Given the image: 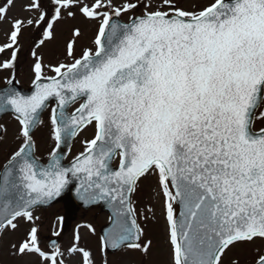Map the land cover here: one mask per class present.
Returning <instances> with one entry per match:
<instances>
[{
	"label": "snow or ice",
	"instance_id": "1",
	"mask_svg": "<svg viewBox=\"0 0 264 264\" xmlns=\"http://www.w3.org/2000/svg\"><path fill=\"white\" fill-rule=\"evenodd\" d=\"M15 4H0V24L10 25L8 42L0 45V53L11 50L0 63L4 70L15 67L25 26L42 29L40 47L55 38L54 26L65 15L79 13L96 24L78 58L75 45L83 33L73 28L66 44L72 62L50 66L55 75L44 76L42 60H35L30 95L0 88V113L14 114L21 140L0 164V238L21 220L29 224L10 254L65 264L55 241L51 252L41 248L34 209L61 196L74 178L85 204L102 201L111 210L101 250L147 256L153 242L143 239L132 196L142 179L154 177L168 264H224L238 246H252L249 264H264V0L189 7L181 0H50L51 11L28 0L22 10L38 14L28 19L9 17ZM130 12L127 22L118 19ZM53 99L55 147L45 164L35 155L33 130ZM88 126L93 137L63 166L62 144ZM6 132L0 124V140ZM74 239L79 242L78 232ZM67 252L93 264L89 250L73 245Z\"/></svg>",
	"mask_w": 264,
	"mask_h": 264
},
{
	"label": "rangeland",
	"instance_id": "2",
	"mask_svg": "<svg viewBox=\"0 0 264 264\" xmlns=\"http://www.w3.org/2000/svg\"><path fill=\"white\" fill-rule=\"evenodd\" d=\"M4 0H0L2 4ZM28 0H16L15 7L8 13L10 18H34L37 13H28L22 10V4ZM122 0H115L116 4H120ZM158 3V0H154ZM210 0H181V6L189 7L190 4L209 3ZM41 6L48 11H51L50 0H40ZM151 10V9H149ZM143 9H138L136 14H141ZM122 15V20H127L129 16ZM95 21H88L77 13L75 18H65L60 20L54 26L55 38L40 47H37V42L41 38L42 29L33 26H25L21 35L18 38L17 60L15 67L12 69H0V85L4 84L13 76L23 86L28 87L34 79L32 66L37 58L42 60L44 65V76L54 75L50 66H55L58 62L71 63L72 58L66 56V44L72 38V30L74 27H80L83 35L77 40L75 45V55L78 58L82 48L89 46L94 32ZM10 32L8 23L0 24V45L7 43V33ZM33 51L36 56H33ZM11 50H5L0 53V63L10 59ZM50 114L45 112L42 116L43 123L33 131V139L35 141L36 154L45 157L55 146V141L51 137ZM0 124L4 125L7 132L0 140V164H2L11 150L16 149L21 140L16 137L18 135L19 124L10 114H4L0 117ZM94 135V127L88 126L81 130L74 138L71 150L67 159L80 153L84 149V141L91 139ZM114 161V163H117ZM134 206L137 209V219L141 227L144 229V240H152V249L147 256H144L138 251L119 250L114 254L105 253L101 250V240L99 237V228L103 225L108 215L101 212L97 207H90L82 210L73 207L70 213L66 216V208L62 203H57L49 208H35L34 216L40 219L36 221L39 226V243L42 249L51 252L48 242L51 238H56V245L64 252L62 257L65 264H80L81 257L78 253L71 254L67 249L73 245L89 250L92 254L93 264H104L105 257L108 264H168V246L166 244L164 219L162 215V197L156 195V180L154 177L142 179L138 185L137 191L133 194ZM151 207L153 211L149 212ZM145 216L148 217L145 219ZM62 218V219H60ZM65 219L67 224L62 227V221ZM91 225V228L88 226ZM29 224L21 220L19 227L15 232L8 231L0 238V264H35V256L15 257L10 254V244L18 242L26 235V230ZM94 229V231L92 230ZM54 232H59L60 235H53ZM79 233V242L75 241L76 233ZM252 246H238L232 249L224 258V264H230L233 258H238L240 264H249L252 260Z\"/></svg>",
	"mask_w": 264,
	"mask_h": 264
},
{
	"label": "water",
	"instance_id": "3",
	"mask_svg": "<svg viewBox=\"0 0 264 264\" xmlns=\"http://www.w3.org/2000/svg\"><path fill=\"white\" fill-rule=\"evenodd\" d=\"M121 22H125V21H122L120 18H118ZM44 82H47V81H44ZM5 86H8V87H15L17 90H19L22 94L24 95H30L32 93V91H34V86H33V83H31V86L30 88H23L21 87L18 82L14 79L13 80V83L11 85H7V83L5 85H2L0 86V88H3ZM55 101V100H54ZM56 103V102H55ZM55 106V105H54ZM43 112V111H42ZM41 112V114H42ZM11 113V112H10ZM2 113H0L1 115ZM12 114V113H11ZM70 114V113H69ZM14 115V114H13ZM40 118H41V115H40ZM73 137L69 138V139H66L64 144H62L61 146V149L58 151V155L60 156L61 158V163L63 166L65 167H69L71 165V163L74 161V159L68 161V162H64L63 159L66 155V153L68 152L69 150V147H70V144H71V141H72ZM40 160V159H39ZM50 160V156L47 158L46 162H43L41 161L42 163H48ZM79 185V182L77 180H75L74 178L71 179V183L69 184V186L61 193V195L63 193H65L69 188H71V193H72V196L73 198L75 199V201L82 207H88L89 205L91 204H99L102 209L104 210H107L110 215H111V210L109 209V207L104 203V202H98V203H91V204H85L77 195V187ZM60 197V196H59ZM59 197H56L54 198L51 202H49L48 204H43L42 206L46 207L48 205H50L51 203H53L54 201H56ZM111 227V222L109 221V223L107 225H105L102 229H101V233L102 235L105 233L106 230H108L109 228ZM109 251H114V249L112 248H107Z\"/></svg>",
	"mask_w": 264,
	"mask_h": 264
},
{
	"label": "flooded vegetation",
	"instance_id": "4",
	"mask_svg": "<svg viewBox=\"0 0 264 264\" xmlns=\"http://www.w3.org/2000/svg\"><path fill=\"white\" fill-rule=\"evenodd\" d=\"M61 201H64L65 203L70 202L68 195L65 196V199H64V197H63V199H61ZM59 202H60V201H59Z\"/></svg>",
	"mask_w": 264,
	"mask_h": 264
}]
</instances>
